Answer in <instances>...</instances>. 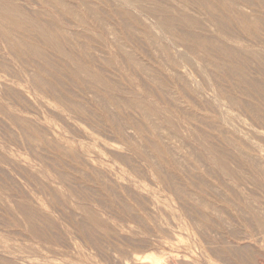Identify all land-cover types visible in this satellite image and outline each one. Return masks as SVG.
I'll return each instance as SVG.
<instances>
[{
    "label": "rangeland",
    "instance_id": "rangeland-1",
    "mask_svg": "<svg viewBox=\"0 0 264 264\" xmlns=\"http://www.w3.org/2000/svg\"><path fill=\"white\" fill-rule=\"evenodd\" d=\"M0 264H264V0H0Z\"/></svg>",
    "mask_w": 264,
    "mask_h": 264
}]
</instances>
